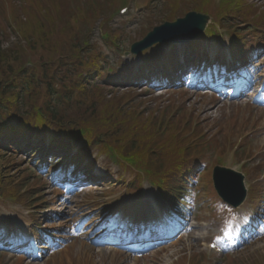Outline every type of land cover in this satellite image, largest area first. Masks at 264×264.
Masks as SVG:
<instances>
[{"label":"rangeland","instance_id":"rangeland-1","mask_svg":"<svg viewBox=\"0 0 264 264\" xmlns=\"http://www.w3.org/2000/svg\"><path fill=\"white\" fill-rule=\"evenodd\" d=\"M4 1V0H0ZM19 1L15 0V3L19 7ZM132 3L133 12L131 13L132 18L126 21V32L127 38L124 41L125 49H128L130 45L137 40L141 39L143 32L149 29L151 26H158L167 16V10L163 9L164 0H157L153 10L143 9L140 5L141 0H134ZM248 5H255L260 10H264V0H248ZM191 8V7H189ZM180 11L181 16L185 15V10ZM139 10V13L137 12ZM118 10L113 11L114 19L112 20L110 26L112 28H122V20L120 17H116ZM118 16V15H117ZM218 28L222 29L221 37H211L203 36L198 38L197 41L183 46H173L170 44H164L160 48H156L152 51L159 59H161L158 65L166 67L165 62L169 60L172 61V65L176 63H181L182 60H186L190 63V57L192 50L198 52V56L194 59L193 62L196 63L198 70H201L202 60H208L216 57L223 58V60H228V37L232 43L236 42L237 35H240L244 32V25L240 26V29L237 32H233L226 25L221 22H218ZM143 29H146L142 31ZM211 33V32H210ZM226 33V35H224ZM94 36H99V31L96 29ZM165 53L166 57H163L161 53ZM162 58H165V62L162 61ZM256 66L264 67V53L259 58ZM127 61V59H126ZM174 61V63H173ZM135 67H138L139 58L133 57L127 61ZM156 65V66H158ZM205 65H207L205 63ZM151 67L148 70H144L145 75L148 74H157L158 67ZM256 70V69H255ZM264 71V68H263ZM170 70L169 76H172ZM264 75V72H263ZM191 82L186 85V82L178 83L173 88L154 93L155 91L146 86L140 84H135L136 88L131 90L135 98L129 97L131 99H137L143 110L147 109L148 111H156L158 108L163 107H172V103L178 102V104H184L185 107H195L203 119H206L211 122L213 127H216L218 123L220 124L221 130H218V139L220 143V148L218 152L213 154L212 161L217 160L220 156V151H224L223 154L225 162L229 163L230 157H233L235 151L233 150V144L237 142L238 139L242 138V145L238 149L239 152L242 149L243 144L247 146V149L250 150L252 155L250 159H247L245 162L230 163L231 166L238 165L245 167L247 169L259 168V177H250L248 176L247 183L249 186L255 185L257 183H262L264 185V97L261 100H256L254 103L252 99L245 98L238 101L226 102L224 94H219L217 90H211L210 94L204 96L201 89H196L193 86L194 75H190ZM160 79H158L159 81ZM157 82V79L154 80ZM155 86V85H154ZM148 92L146 93L145 90ZM257 89V88H256ZM256 89L251 90L252 95L256 94ZM260 88H258L259 90ZM179 90H187V95L185 98L176 96V92ZM122 91V89H121ZM143 95L142 97L136 98V96ZM160 96V97H158ZM219 98H217V97ZM261 97V96H260ZM228 101V100H227ZM137 103V102H136ZM231 103V104H228ZM178 106V105H177ZM209 122V123H210ZM212 127V128H213ZM207 134L209 136L212 134L213 129H207ZM215 130V129H214ZM26 142V140H25ZM24 142V143H25ZM39 140L35 142L31 141L28 143V147L21 145L19 150H16L14 146H9V149L12 148L9 152V155L5 157H0V165L3 168L13 167V171L17 170L24 171L26 174L30 175L28 180L29 188L34 189L39 187L40 195L37 197L38 203L46 201L43 205V209L39 211L41 218L42 229L45 227V232L54 233V237L47 239L45 242H40L41 245L49 244L54 246V243H58V249L51 247V253L49 255H44L43 253L36 254L29 259V257H22V264H180L182 259L185 257H190L193 262L205 264H223L219 262L217 258H220L224 254H228L234 260V264H253L256 260L260 261L264 258V233L262 236H256L254 234L255 230L251 228L250 224L243 225V232L251 234L250 241L243 240V242L237 244L234 247H231L228 240L223 241L225 235L224 221L221 219H213L210 217L208 208L205 207V195L202 191L204 182H207V179L202 177L195 178L196 182H199L198 189L193 190L191 195V205L188 207V210L179 219L184 222V227L189 230L184 233V235L179 239L167 243L161 248H157L150 254H143L146 252L145 248H141L139 251H134L133 249L130 252H121L122 246L116 237L113 235L123 232L122 230L116 231L112 227V221L117 220L121 223H125L124 219H137L145 220L150 217H155V219H164L167 218V212L170 211L172 205L169 199L162 197L157 190H153L146 186L142 187L140 194H135L131 192H126L125 190L120 191L119 193L113 196L104 195L105 192L112 190L111 182L116 180L115 172L116 168L111 167L109 171H105V165L98 163L96 167L91 168L85 165L81 166L82 168L93 170V173L96 175L93 178V183H97L96 180L104 179L103 186H98V191H74L65 190L64 193L67 194V198H63L56 195L54 191V186L52 183H58L59 180L56 177V172L50 171V174H47V170H44V166L47 163L52 164L53 159L47 156L46 147H38ZM45 148V149H44ZM33 149V150H32ZM17 152L15 158L11 157L10 153L12 151ZM75 152V151H74ZM72 153V155L74 154ZM72 155L65 154L61 158V166L59 170L68 169L70 162L72 161ZM242 157H246L243 155ZM40 162V169L30 167L29 163ZM102 162V160H101ZM258 166V167H257ZM241 169V168H240ZM16 171V172H17ZM71 172V171H70ZM50 175V177H48ZM36 176V177H34ZM37 177H40V182L36 185L31 186L34 180H37ZM112 177V178H111ZM129 179V178H128ZM99 184V182H98ZM28 187L26 186L24 190ZM111 188V189H110ZM38 190V189H37ZM200 191V193H199ZM197 192V193H196ZM61 194V193H59ZM90 196V197H88ZM93 197L96 199L94 200ZM149 198L150 201L149 202ZM154 199L157 202H154ZM98 204V205H96ZM220 209V208H219ZM248 210V204L245 203L238 209V215H242ZM32 214L21 207L16 206L13 203H4L0 201V220L6 221L7 219L13 222V227L19 232L15 242L22 241L24 239L25 228L27 226L28 218H31ZM51 221V223H46L43 225L44 221ZM195 220V222H193ZM264 228V227H263ZM39 230V229H36ZM11 236L16 238L12 234L10 228L0 229V240L3 237ZM242 235L240 234L238 238ZM102 239L105 243H101ZM214 242L220 247V252L217 250H211L209 248V243ZM233 246V245H232ZM42 252V251H41ZM30 254V252H29ZM202 257H205L203 259ZM209 257V258H208ZM19 255L16 253H11L0 248V264H19L18 263ZM210 259V260H208ZM224 264H230V262L224 260ZM232 264V263H231Z\"/></svg>","mask_w":264,"mask_h":264},{"label":"trees","instance_id":"trees-1","mask_svg":"<svg viewBox=\"0 0 264 264\" xmlns=\"http://www.w3.org/2000/svg\"><path fill=\"white\" fill-rule=\"evenodd\" d=\"M10 2L16 33L25 43L17 40L3 49L0 42V137L13 138L19 130L32 135L50 131L56 144L66 139L68 145L73 138L83 137L88 149L112 153L123 168L143 170L173 196L189 166L200 167L193 163L196 156L186 148L185 140L173 137L184 115L177 107H168L159 114L161 118L147 116L138 102L129 103L130 95H115L110 83L92 86L95 76L104 71L107 56L101 45L90 43V38L80 32L78 24L79 19H96L99 7L95 10L88 5L77 15L62 19L67 10L65 0H49L57 18L41 0H27L36 11L39 5L38 11L22 5V19L17 6ZM9 29L0 11L3 37L11 34ZM24 57L33 60V69L26 70ZM165 126L168 136L160 138ZM198 131L202 134L203 130ZM13 143L7 140L8 145ZM0 183L7 189L5 195L28 199L21 194L26 186L24 177L0 170Z\"/></svg>","mask_w":264,"mask_h":264},{"label":"water","instance_id":"water-1","mask_svg":"<svg viewBox=\"0 0 264 264\" xmlns=\"http://www.w3.org/2000/svg\"><path fill=\"white\" fill-rule=\"evenodd\" d=\"M208 18L200 17L199 15L189 14L185 19H180L175 23H167L158 28L155 33H162L160 41H185L183 33L188 36V39H193L202 33L207 25ZM153 33L152 35H154Z\"/></svg>","mask_w":264,"mask_h":264}]
</instances>
